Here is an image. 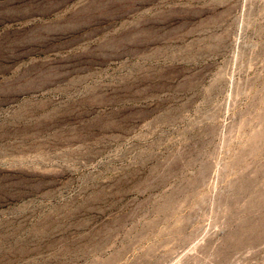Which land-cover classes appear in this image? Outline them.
Here are the masks:
<instances>
[{"label":"rangeland","instance_id":"1","mask_svg":"<svg viewBox=\"0 0 264 264\" xmlns=\"http://www.w3.org/2000/svg\"><path fill=\"white\" fill-rule=\"evenodd\" d=\"M0 264H264V0H0Z\"/></svg>","mask_w":264,"mask_h":264}]
</instances>
